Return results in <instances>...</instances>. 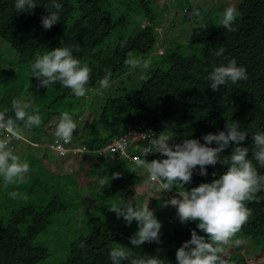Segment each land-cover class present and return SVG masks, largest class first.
<instances>
[{
  "label": "trees",
  "instance_id": "16d2710c",
  "mask_svg": "<svg viewBox=\"0 0 264 264\" xmlns=\"http://www.w3.org/2000/svg\"><path fill=\"white\" fill-rule=\"evenodd\" d=\"M37 2L40 4L33 11L19 13L14 0H0V40L15 51L18 56L16 64L19 66L30 65L37 56L51 49L58 39L59 46L78 45L74 54L87 61L93 69L88 92L102 87L99 82L106 76L111 82L126 74L132 56H138L142 63L159 46L161 35L158 29L162 26V19L155 14L150 0H132L128 11L142 20L140 28L117 43H106L115 27L112 21L115 9L112 7L118 5L117 0H64L61 21L50 28L46 39H41L40 34L42 16L48 14L43 5L47 0ZM237 8L233 30L223 27L204 35L206 32L201 29L195 41L200 50L199 55H185L181 52L184 47L171 41L165 53L155 57L153 62L156 65L146 73L138 86L105 96L98 115L89 122L81 143L89 149H99L128 129H137L144 121L157 136L162 132L169 135L172 143L192 137H199L203 142L205 133L219 131L225 127L227 120H235L249 133L248 139L242 143L249 146L251 156L255 148L252 133L264 130V0H239ZM199 9V16L207 10ZM192 15L197 16L187 12L183 22H190ZM123 19L120 16V20ZM145 19H148V24H142ZM220 47L225 51L223 55L216 56L214 50ZM232 57L247 66L248 79L213 90L208 73L214 65ZM3 73L16 74L4 69ZM29 75L35 82L34 74ZM26 86V82L22 81L18 87L23 91ZM21 97V94L15 96ZM81 99L83 97H76L70 88L64 87L59 81L36 93L35 102L29 110H38L42 115V123L30 129L23 128L22 136L31 142L49 144L56 137L49 130L50 124L60 118L61 112H71L76 120L85 114L88 105L83 106ZM0 112L14 117L12 103ZM20 124L23 126V122ZM41 149L45 151L42 160H47L49 149ZM230 152L231 148L225 150L221 157L229 156ZM131 155L141 159L142 150L132 148ZM161 155L149 153L147 159L159 158ZM111 156L108 157L115 159V164L98 169V183L102 177L108 179L105 185L99 184L101 194L96 195V207L105 201L122 203L134 200L140 203L152 190L147 169L128 158ZM30 157H33L31 161L34 162L35 156L30 155L28 160ZM128 162L133 166H127ZM255 163L264 173V167ZM207 167V176L194 172L188 185L174 186L172 190H167L168 194L211 181L215 178L212 173L221 174L227 170L228 164L217 162ZM115 172L120 175L112 179ZM57 177L59 180L66 179ZM73 181L79 188L74 177ZM254 195V199L246 202L251 215L236 234L247 238L253 250L258 252L264 250V189ZM162 204L163 201H160L159 205ZM156 205L150 207L155 208ZM67 208V203L54 198L45 206H29L14 212L6 225L0 219V264H38L46 259V249L36 246L34 242L47 229L51 218ZM109 213L114 214L115 211ZM162 222L160 242H145L142 246H135L131 245L129 239L134 233L127 226L115 227L95 218L88 235L72 245L64 264H111L109 251L119 243L132 247L134 255L158 254L172 259V264H176V251L185 240L191 238V230L196 227V222L182 223L177 214L172 220L164 219ZM224 248L222 255L229 264H251L242 253L233 251L226 244Z\"/></svg>",
  "mask_w": 264,
  "mask_h": 264
},
{
  "label": "clouds",
  "instance_id": "9594fccd",
  "mask_svg": "<svg viewBox=\"0 0 264 264\" xmlns=\"http://www.w3.org/2000/svg\"><path fill=\"white\" fill-rule=\"evenodd\" d=\"M38 4L40 3L37 0H14V6L19 13L31 12ZM43 5L48 14L42 16L41 23L50 29L61 21L64 0H47ZM193 11L195 15H201L200 9ZM237 14V5L229 4L223 10L221 25L233 30ZM77 47L78 45L61 44L37 56L31 63V69L33 76L39 78L38 86L48 88L59 81L64 87L70 88L76 97L85 96L93 69L87 61L74 54ZM224 51L220 47L214 50V54L221 56ZM130 64L135 68L141 61L132 58ZM147 65L148 61H143V66ZM247 79V66L238 63L235 57L214 65L208 73V81L213 90ZM99 83L107 88L110 80L106 76ZM31 107L23 99L14 98V117L0 112V129L19 137L23 135V128L39 126L42 115L38 110L30 111ZM20 122H23V126ZM77 127L78 123L73 114L63 111L56 124L55 136L67 144L72 140ZM144 136L148 142L142 149V158L138 163L147 169L150 181L161 182L163 190L188 185L194 172L207 176L208 165H215L217 162L228 164L227 170L221 174L213 172L215 178L211 181L178 191V195H173L164 203L176 208L180 222H196V227L191 230V238L185 240L176 251V264H229L222 255L225 251L224 245L232 242L241 225L251 215V209L246 202L254 199V194L264 189V173L260 172L255 163L258 162L259 166L264 167V130L252 133L255 148L251 156L249 146L242 143L248 139L249 133L235 120H227L225 127L219 131L205 133L203 142L199 137H192L172 143L169 135L163 132L158 136ZM229 148V156L222 158L221 153ZM149 153L162 155L149 160ZM31 170L30 160L17 154L6 143L0 142V178L5 187L25 183ZM119 175V172L113 173L112 179ZM107 179L100 178L99 184L105 185ZM8 195L17 198L20 193L13 190ZM110 210L115 211L117 217H123L129 225L134 220L137 222V230L129 238L131 245L160 242L163 222L155 214L156 210L149 206V202L141 204L134 200H125L119 204L113 203ZM235 243L239 244L240 240H235ZM109 256L111 264H125L126 261L128 264H172L158 254L134 255L132 247L121 243L110 249Z\"/></svg>",
  "mask_w": 264,
  "mask_h": 264
},
{
  "label": "rangeland",
  "instance_id": "374dc122",
  "mask_svg": "<svg viewBox=\"0 0 264 264\" xmlns=\"http://www.w3.org/2000/svg\"><path fill=\"white\" fill-rule=\"evenodd\" d=\"M150 1L155 14L162 19V26L158 30L161 35L159 46H156L150 57L145 59L148 61L147 67L143 66V61L135 68L129 63L128 72L121 78L112 80L109 87L97 88V90L89 91L87 95L83 96V100H80L81 104L88 106L85 108V114L77 120L78 127L73 134L76 142H83L88 124L98 115L105 96L109 93H116L118 90L133 89L142 82V78L146 73L156 65L153 60L161 55L158 53L159 49H163L165 52L168 47L167 44L172 41L184 47L181 51L183 54L190 55L193 53L199 55L200 50L196 47L195 41L199 37L201 29L206 32L205 34L203 33L206 35L210 31H217L223 28L220 21L224 8L228 6L227 0ZM131 2L132 0H117L118 5L112 7L115 9L112 18L115 27L106 43L120 42L128 35L139 30L142 20L133 15L134 13L128 11ZM238 3L239 0H236V5ZM197 8H206L207 10H204L202 16L193 17L192 15V20L184 23L183 17L185 14L187 12L194 13L193 10ZM120 16L124 17L123 21L120 20ZM147 21L148 19H145L142 24H148ZM49 30L43 25L41 26V39L47 38ZM59 41L58 39L52 48L58 47ZM132 58L139 60L138 56H132ZM17 61L18 56L12 47L0 40V111L10 106L12 99L20 94L22 95L21 99L31 105L35 102V94L41 93L46 89L44 86H38V77H35V82H32L33 77L29 75H33L31 64L19 66L16 64ZM3 69L16 74L5 75ZM22 81H25L27 86L23 91H20L18 86L22 84ZM58 121L59 119H55L50 124L49 130L52 134H55ZM0 142L12 147L23 158L28 159L30 155L35 156L34 162L31 161L33 157L29 158L32 170L29 174V179L25 183L5 187L2 183V178H0V219L3 225L7 224L14 212L29 206H45L54 198L68 205L67 210L55 214L51 218L47 229L37 236L34 244L43 247L48 253V257L38 264H64L70 254L72 245L88 235L91 230L92 220L95 218L111 226H127L133 233L137 230V222L135 220L129 225L123 217H117L116 213H109L112 211L110 208L113 202H100L99 207H96V195L101 194L98 183V169L115 164V159L108 157L111 155H70L64 157L49 152L48 159L43 161L42 158L45 154V151L41 149L43 147H35L6 130L0 129ZM127 166L131 167L133 165L128 162ZM55 175L63 176L66 179L59 180ZM69 175L78 181L79 188L74 185L73 177H68ZM160 183V181H152L151 192L142 198L140 203L149 202V206L157 203L154 208L156 210L155 214L161 220H172L177 214V210L170 204L165 205L164 202L172 196L168 194L167 190L162 189ZM13 190L20 193L17 198H12L8 195ZM25 195L26 198H24ZM160 201H163L161 206L159 205ZM237 239L240 240L239 244L235 243ZM226 246H230L233 251L247 256L251 264H264V250L255 252L247 238L238 237L235 234L232 242L226 244ZM165 258L172 262V259Z\"/></svg>",
  "mask_w": 264,
  "mask_h": 264
},
{
  "label": "built area",
  "instance_id": "2783aa9c",
  "mask_svg": "<svg viewBox=\"0 0 264 264\" xmlns=\"http://www.w3.org/2000/svg\"><path fill=\"white\" fill-rule=\"evenodd\" d=\"M228 5L231 3L236 4V0H227ZM238 5V4H237ZM159 30V29H158ZM159 54L163 55L165 52L163 49H159ZM10 133V132H9ZM12 134V133H11ZM144 134H155L153 128L149 126V124L144 121L137 129H128L123 135L115 138L110 143L99 149H89L83 143L76 142V139L72 138V140L65 144L62 140H58L55 137L52 142L49 144H41L36 142H31L23 136H19L23 141L32 144L35 147H44L49 149L50 152L56 153L60 156H78V155H96V156H105V155H118L124 158H128L129 160L138 163L140 160L138 157H134L131 155L132 148L134 149H143L147 140L145 139ZM170 196L178 195L177 192L169 193Z\"/></svg>",
  "mask_w": 264,
  "mask_h": 264
}]
</instances>
